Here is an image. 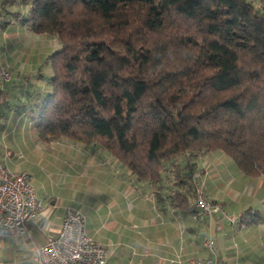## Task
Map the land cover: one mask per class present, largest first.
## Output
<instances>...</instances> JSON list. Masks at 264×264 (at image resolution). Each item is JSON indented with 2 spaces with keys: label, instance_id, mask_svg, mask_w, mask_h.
<instances>
[{
  "label": "trees",
  "instance_id": "trees-1",
  "mask_svg": "<svg viewBox=\"0 0 264 264\" xmlns=\"http://www.w3.org/2000/svg\"><path fill=\"white\" fill-rule=\"evenodd\" d=\"M15 5L29 6L26 16ZM263 6L2 0L0 14L59 42L46 60L49 91L29 93L21 110L39 141L100 147L152 185L159 206L196 215L190 169L174 165L179 157L221 152L244 175L264 177Z\"/></svg>",
  "mask_w": 264,
  "mask_h": 264
},
{
  "label": "crops",
  "instance_id": "crops-1",
  "mask_svg": "<svg viewBox=\"0 0 264 264\" xmlns=\"http://www.w3.org/2000/svg\"><path fill=\"white\" fill-rule=\"evenodd\" d=\"M28 10L26 5L12 8V12H20L21 16H26ZM12 31L19 33L15 39H9ZM26 31L31 32L12 15L0 14V44L3 46L15 40V48L21 47L20 34ZM48 37L51 42L46 41L50 44L47 56L57 47L56 38ZM0 62L12 72L10 81L0 88V159L10 169L29 175L43 204L42 212L27 225L24 236L0 239V264H34L35 249L47 236L58 231L63 209L57 212L52 197L49 205L41 198L46 194L38 187L41 170L59 174L51 184H56L71 199L72 203L66 206L74 207L85 216L86 232L107 251V264H174L178 258L185 264L192 258H207L202 243L208 236L214 241L215 264H264L263 176L244 175L221 152L181 156L174 165H178V169H190V176L196 175L203 183L207 197L221 203L225 212L237 220L230 224L221 216L204 220L196 215H182L167 201L159 206L155 201L156 189L137 181L102 148L68 140L44 143L31 136L29 128L32 126L21 110L22 103L29 93L34 92L36 96L38 92L49 91L50 85L44 83L37 72L18 77L5 52L0 53ZM29 75L36 82L31 83ZM13 155H31L36 169L37 166L41 169L17 168ZM170 182H165V188L161 187L163 194L168 193ZM44 188L48 192L49 186ZM45 220L48 227L42 230L40 224ZM126 254L132 258L127 259Z\"/></svg>",
  "mask_w": 264,
  "mask_h": 264
},
{
  "label": "built area",
  "instance_id": "built-area-1",
  "mask_svg": "<svg viewBox=\"0 0 264 264\" xmlns=\"http://www.w3.org/2000/svg\"><path fill=\"white\" fill-rule=\"evenodd\" d=\"M11 79L8 66L0 62V88ZM194 188L193 207L200 219L211 220L221 216L230 224L237 218L228 215L222 204L207 197L203 183L192 178ZM43 210L26 172L7 167L0 159V239L18 238L26 233L27 225L37 219ZM85 216L77 209L64 208L55 235L46 237L45 242L34 251V264H107V251L86 232ZM45 220L40 228L45 230ZM203 249L207 258H192L185 264H215L216 249L211 236L204 239ZM174 264H182L178 258Z\"/></svg>",
  "mask_w": 264,
  "mask_h": 264
},
{
  "label": "rangeland",
  "instance_id": "rangeland-1",
  "mask_svg": "<svg viewBox=\"0 0 264 264\" xmlns=\"http://www.w3.org/2000/svg\"><path fill=\"white\" fill-rule=\"evenodd\" d=\"M257 7L259 8V5H257ZM16 32L17 31L10 32L9 39H12L13 37L15 39L17 37L16 35L19 34ZM20 35H21V40L23 41L21 42L22 43L21 47L17 46L15 48V43H14L15 40H13L12 42H10L9 46H6V45L3 46V44H0V53L5 52L7 56H9L10 61L13 62V65H14L13 67L16 69L15 74L19 75L18 77H23L24 75H26V73L29 74V73L37 72L41 74V79H43V82L48 83L47 79L51 76L52 71L48 63L46 64V60L48 56L45 53H46V50L48 49L47 46L50 45L49 43H46V41L51 42L50 41L51 39L48 37V35H39V34L27 32V31L24 33H21ZM47 38H49L50 40H48ZM51 38L53 39V37ZM55 41L57 42V47L54 50H57L59 48V45H58L59 42L56 39ZM52 52L53 50L48 55H50ZM23 55L24 57H22ZM17 59L19 61H17ZM10 73L12 77L11 70H10ZM29 76L32 78L31 83L36 82V80L34 79V77H32V75H29ZM15 79H17V76ZM47 85L49 86V84ZM29 134L31 136H34L35 138L37 137L36 130L33 127L29 128ZM33 161L34 159L31 157V155H25L21 157L19 155H13V162L17 164L16 167L18 168L19 166L20 169H23V170L28 169V170L33 171L34 169H36L35 161L34 163H32ZM40 169L41 168L37 166L36 170H40ZM40 173H41L39 176L40 184L38 185V187H42V191L46 193L45 195L43 194L41 196V198H43L45 205H49L51 201L49 198L52 197L53 199L52 201H54L55 203L57 212H60L64 208L74 209V207L66 206L72 203L71 199L69 200L67 196H65V194L62 192V190L57 187L56 184H54V186L51 184V180L53 178L56 179V177L59 176V174L58 173L52 174L50 171L43 172L42 170ZM169 174L172 177L174 176V172H171V173L169 172ZM61 175H63V173ZM45 178L47 182L44 180ZM192 178H198V177L196 175H193ZM34 179L35 178L32 177V181H34ZM48 186L50 190L48 189V192H46L44 190L45 189L44 187H48ZM117 257L120 258V256H117ZM126 257L127 259L130 257L132 258V255L126 254Z\"/></svg>",
  "mask_w": 264,
  "mask_h": 264
}]
</instances>
